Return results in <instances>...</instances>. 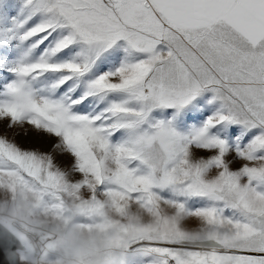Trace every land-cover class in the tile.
Instances as JSON below:
<instances>
[{"label": "snow or ice", "instance_id": "6c2138e0", "mask_svg": "<svg viewBox=\"0 0 264 264\" xmlns=\"http://www.w3.org/2000/svg\"><path fill=\"white\" fill-rule=\"evenodd\" d=\"M18 187L54 211L85 188L171 194L216 234L192 264H264V0H0V189ZM18 244L0 235V264Z\"/></svg>", "mask_w": 264, "mask_h": 264}, {"label": "rangeland", "instance_id": "374dc122", "mask_svg": "<svg viewBox=\"0 0 264 264\" xmlns=\"http://www.w3.org/2000/svg\"><path fill=\"white\" fill-rule=\"evenodd\" d=\"M209 96L206 92L203 99ZM88 196L86 188L65 195L59 201L62 210L54 211L30 191L0 189L1 222L25 232L28 249L18 250L20 260L33 264L41 253L43 264H152L139 250L159 247L186 253L182 264H192L210 250L196 246H209L216 238L189 210L199 205L189 201L185 206L171 194L156 192L151 203L135 197L120 202L103 194L91 203Z\"/></svg>", "mask_w": 264, "mask_h": 264}, {"label": "bare ground", "instance_id": "6f19581e", "mask_svg": "<svg viewBox=\"0 0 264 264\" xmlns=\"http://www.w3.org/2000/svg\"><path fill=\"white\" fill-rule=\"evenodd\" d=\"M4 224V223H3ZM5 225V224H4ZM18 238H19V240H20V242L22 243V245L23 246H25L26 244H27V240L25 239V237L23 236L24 235V231L22 230V229H20L18 226H16V225H8L7 226ZM38 253V252H37ZM45 253V252H44ZM46 254V253H45ZM44 254V255H45ZM41 253L38 255V256H36V257H34V259H33V264L34 263H42V261H41ZM83 260H85L86 261V259H85V257H84V259ZM20 261H22V262H25V263H28V264H30L29 262H28V260L27 259H25V258H22ZM43 264V263H42Z\"/></svg>", "mask_w": 264, "mask_h": 264}, {"label": "water", "instance_id": "95a60500", "mask_svg": "<svg viewBox=\"0 0 264 264\" xmlns=\"http://www.w3.org/2000/svg\"><path fill=\"white\" fill-rule=\"evenodd\" d=\"M0 235L12 236V237L16 238L19 241V244L17 245V250L28 249L27 247H24L22 245V243L20 242L19 238L6 225H4L1 222V220H0ZM181 245H186V244H181ZM187 246H189V245H187ZM196 247L209 248V246H207V245H201V246H196ZM20 264H28V263L20 261ZM34 264H42V263H34Z\"/></svg>", "mask_w": 264, "mask_h": 264}]
</instances>
